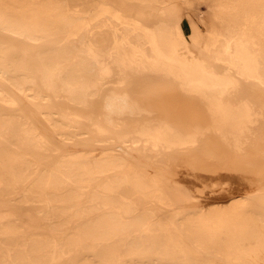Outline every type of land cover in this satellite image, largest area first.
Masks as SVG:
<instances>
[{
	"label": "bare ground",
	"instance_id": "obj_1",
	"mask_svg": "<svg viewBox=\"0 0 264 264\" xmlns=\"http://www.w3.org/2000/svg\"><path fill=\"white\" fill-rule=\"evenodd\" d=\"M4 196L0 264H264V0H0Z\"/></svg>",
	"mask_w": 264,
	"mask_h": 264
},
{
	"label": "rangeland",
	"instance_id": "obj_2",
	"mask_svg": "<svg viewBox=\"0 0 264 264\" xmlns=\"http://www.w3.org/2000/svg\"><path fill=\"white\" fill-rule=\"evenodd\" d=\"M171 11L179 9V4L168 2ZM203 9H197V13L203 18L205 22H210L208 15V7L206 5L202 6ZM181 23L186 33L190 31V22L186 15H181ZM198 25L204 29L202 23L198 22ZM25 106V105H24ZM27 106V105H26ZM55 142L60 145L66 151H79V150H94L100 152L103 150L104 145L95 144L91 141L87 142H77V141H65L55 136ZM128 159L131 161L143 165L147 170H149L154 175L164 179L166 183L171 187L173 192L179 197L185 200H193L196 202L198 207L206 206L213 202L227 203L231 199L236 198L238 195L236 192L230 193L226 191H215L213 190L206 180L202 178H193L182 175L181 173L171 172L169 169H165L162 166L149 162L137 155H129ZM206 194V195H205ZM229 195V196H228ZM0 210L1 215L7 213V210H14L18 212L20 219L23 224L28 226L35 225V222L30 221V216H37L41 214L44 210L43 203H30V204H20L16 201L9 200L8 196H4L0 200ZM264 203V200H261ZM168 212L170 210H167ZM1 224V219H0Z\"/></svg>",
	"mask_w": 264,
	"mask_h": 264
}]
</instances>
